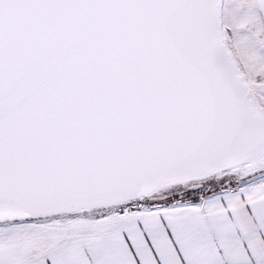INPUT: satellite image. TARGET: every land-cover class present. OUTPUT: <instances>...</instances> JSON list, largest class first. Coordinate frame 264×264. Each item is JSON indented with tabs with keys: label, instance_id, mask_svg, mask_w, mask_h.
Listing matches in <instances>:
<instances>
[{
	"label": "snow or ice",
	"instance_id": "1",
	"mask_svg": "<svg viewBox=\"0 0 264 264\" xmlns=\"http://www.w3.org/2000/svg\"><path fill=\"white\" fill-rule=\"evenodd\" d=\"M0 264H264V0H0Z\"/></svg>",
	"mask_w": 264,
	"mask_h": 264
}]
</instances>
